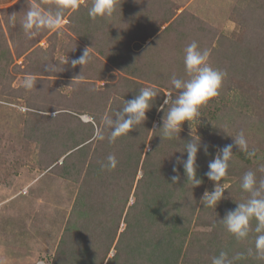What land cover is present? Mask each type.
Segmentation results:
<instances>
[{
    "label": "trees",
    "instance_id": "obj_1",
    "mask_svg": "<svg viewBox=\"0 0 264 264\" xmlns=\"http://www.w3.org/2000/svg\"><path fill=\"white\" fill-rule=\"evenodd\" d=\"M32 2L33 0H20L16 7L4 11L8 18L0 23V28L2 32L13 31L14 34H19L16 35L20 51L17 56H13L9 43L3 41L5 48L0 49V59L13 57L9 61L12 62L24 56L25 62L31 63L38 52L47 51L35 46L49 30L41 32L34 40L28 39L23 30H20L24 11ZM36 2L44 9H54V0ZM127 4L121 5L120 9L128 6ZM243 5V10L239 12L241 30L234 37L238 43L233 48L235 54L231 65L237 72L243 71L245 64L249 69L250 59L254 63L259 60L261 65L258 69L253 68L249 77L223 81L221 91L231 89L234 84V87L248 96L255 113L241 114L232 125L237 131L236 135L242 131L247 141L249 137L252 138L253 142H248L249 149L257 150L264 149V0H243ZM19 7L22 13L18 20L9 18ZM68 11L71 9L64 12V17ZM71 13L70 16L73 17L70 20L75 17V11ZM182 15L166 27L165 31L176 24L182 25ZM169 16L164 22H170L173 14ZM15 27L19 29L15 30ZM109 27L111 26L106 24L103 28L88 26L86 37L80 35V38L94 48L95 44L89 40L94 39L97 44L101 42L107 47H96L95 56L89 54V62L82 68L84 72L79 73V67L82 66L73 67L72 63L64 64L61 68L63 72H50L45 66L30 70V74L38 76L67 77L72 80H64L62 83L75 87L71 96L58 94L51 101L52 106L30 104L33 112L28 113L26 120L25 133L39 142L41 151L45 152L52 141L57 143L56 149H52L53 153L41 156L43 168L58 177L79 183L77 196L51 264H209L222 251L228 254L232 264H264V259L255 254L257 233L254 231V219L251 221L252 231L243 240L236 239L220 221L229 210L236 207V203L248 198V193L240 187L244 173L252 170L258 180L264 179V172L259 171L260 166L264 165V159L253 163L234 146L233 160L230 162L228 175L224 178V182L226 180L229 183L224 192L225 199L219 202L216 209L204 207L200 201L208 182L205 175L208 163L214 158L218 148L233 143V137L224 134L229 119L226 117L219 123V128L201 139L203 144L208 145L209 154L206 155L202 149L198 152L197 175L203 183L193 188L191 182H186L182 166L176 164V157L186 159L187 153L179 151H183L186 143L197 136L182 129L180 138L167 140L160 137L159 127L164 112L159 108L165 98L164 89L171 91L173 97L176 96L175 89L171 83L159 80L160 77L155 72H152L151 77H145L147 68H134L132 62L136 54L125 52L121 45L116 53L109 50L118 48V44L113 42L114 29L111 27L108 31ZM209 39L210 37H206L207 44ZM214 52L216 51L212 53ZM78 58L80 56L75 55L74 59ZM113 69L123 73L124 78L116 84L107 82L102 90H98L95 84L76 81L81 77L103 80ZM246 73L247 70L242 72ZM140 80L152 83V88L158 91L154 106L146 114L147 120L128 136L120 137L114 143H109L107 139L96 140L95 129L103 126L102 117L121 109L125 101L133 99L140 89L146 87ZM248 88L252 89L251 93L245 90ZM166 108L167 106L165 110ZM34 111H56L58 114L49 117ZM73 111L91 113L95 124L83 123L71 114ZM68 120L75 123L67 125L66 132L69 134L64 135L63 124ZM156 120L158 123L154 127ZM60 134L64 137L59 138ZM109 155H115L118 160L117 167L110 171L101 166ZM62 157L61 163L58 162ZM174 166L178 168V172L173 171ZM175 175H179L180 179L173 183L171 178ZM111 251H114L113 255ZM192 254L197 258H189Z\"/></svg>",
    "mask_w": 264,
    "mask_h": 264
},
{
    "label": "rangeland",
    "instance_id": "obj_2",
    "mask_svg": "<svg viewBox=\"0 0 264 264\" xmlns=\"http://www.w3.org/2000/svg\"><path fill=\"white\" fill-rule=\"evenodd\" d=\"M19 1L0 0V23L7 21L5 18L7 19L8 16L4 11L16 7ZM91 3L92 0H80L81 5L75 11V19L70 20V17H73L70 16L72 10L68 11L62 27L57 31H49L36 44L35 47L47 51L38 52L31 63L25 62L24 56L12 62L9 61L13 57L0 59V264H51L79 190V183L58 177L43 168L41 156L44 153L45 156L50 152L53 153L52 149H56L57 143L52 141L44 152L40 150L39 142L25 133L28 113L33 112L29 107L30 104L52 106L51 101H54L58 94L71 96L75 87L62 82L72 79L31 74L36 78V84L29 90L23 86V81L26 75L32 73L31 69L52 64L56 66L55 71L63 72L61 69L63 65L71 64L75 55L81 57L86 49L90 55L95 56L96 47L106 46L101 42L97 44L92 38L89 40L90 36H88L87 39L95 44L94 48L80 38V35L86 37L88 26L103 28L105 24L114 29L113 42L118 44V48L109 50L116 53L121 45L122 49L125 48V52L136 54L132 62L134 68L146 67L148 73L145 77H151L152 72H155L163 83L170 84L173 75L187 78L182 59L184 49L193 41H196L201 49L209 51V63L214 68L227 73L224 81L228 79L230 82L236 78L249 77L253 68L258 69L261 65L259 60L254 63L250 59L248 63L250 70L246 64L244 69L242 68L243 71H248L246 74H242L243 71H235L236 69L231 65L235 54L233 48L238 43L234 37L241 30L239 12L243 10V0H119L117 11L110 19H88V8ZM126 3L128 6L125 5L120 9L122 8L120 6ZM21 11L19 7L9 18L18 20ZM170 14H173L170 22H164ZM181 14H183L180 17L182 25L176 24L165 31V28ZM111 27L107 28L108 31ZM18 29L15 27V30ZM2 31L0 28V49L5 48L3 41L9 43L11 53L17 56L20 51V42L17 40L19 34ZM154 31L155 34L149 37ZM206 37H210L208 44ZM213 51L216 52L212 53ZM85 66L79 67L78 72H84L82 68ZM112 71L107 73L103 80L102 78L88 80L81 77L76 81L95 84L98 90H102L107 82L120 83L125 76L116 69ZM140 81L146 87H154L150 82ZM245 90L247 93L252 91L251 88ZM77 92L79 93V90ZM164 92L166 95L171 91L164 89ZM174 92L177 94L176 90ZM200 111V121H193L191 126L185 122L182 129L205 139L217 127L219 128V123L226 117L229 119V124L224 129L225 132L230 137L236 136L237 131L232 125L236 118L241 114H254L255 108L252 107L248 96L233 84L231 89L220 91L219 97L213 98ZM34 112L49 117L54 116L55 113V111ZM71 114L83 123L95 124L93 119H85V116L92 117L89 112L73 111ZM73 123L75 121L64 122L65 128L62 129L64 135L69 134L66 132L67 125ZM157 123L156 120L154 127ZM61 137L64 136L60 134L59 138ZM248 140L253 142L250 137ZM243 155L256 163L264 159V149L257 148L255 156L250 157L246 153ZM62 159L63 157L58 162L61 163ZM221 183L225 188L229 186L226 180ZM213 186L214 182L208 179L205 191H212ZM113 253L114 251H111V255ZM189 258L197 257L192 254Z\"/></svg>",
    "mask_w": 264,
    "mask_h": 264
},
{
    "label": "clouds",
    "instance_id": "obj_3",
    "mask_svg": "<svg viewBox=\"0 0 264 264\" xmlns=\"http://www.w3.org/2000/svg\"><path fill=\"white\" fill-rule=\"evenodd\" d=\"M118 4L119 0H92L88 15L92 19H110L116 13ZM79 7L80 0H55L54 9H44L36 0H33L24 11L21 28L28 39L38 36L44 30L57 31L64 23V12L68 9L76 11ZM88 62L89 53L86 49L80 58L72 60V66H84ZM183 63L187 78H179L176 75L171 77L170 83L177 94L175 97L171 92L166 94L159 108L164 112L162 124L159 127L162 139L180 138L179 134L185 122L191 126L193 121H200L201 108L213 98L219 97L227 75L225 71L214 68L209 63V51L201 49L196 41L191 42L184 49ZM46 69L53 72L56 66L47 64ZM35 84L36 78L33 75L25 76L23 86L26 89H33ZM157 96L158 91L155 88L140 89L138 95L125 101L121 109L102 117L103 126L95 129L94 138L98 141L107 139L109 143H114L118 138L128 136L133 129H136L138 125H143L147 120L146 114L154 106ZM165 106H167L166 110ZM57 114L55 111L54 117ZM85 119L94 118L85 117ZM231 137H233V143L218 148L214 158L208 163V171L205 175L214 182V186L212 191L206 190L201 197L200 202L204 207L216 209L219 202L225 199L226 188L221 181L228 175L230 162L234 156L233 147H237L239 152L246 153L250 157L255 156V150L249 149L248 141L242 131ZM201 149L206 155L209 154L208 145L203 144L199 136L192 137L186 143L184 150L179 151L186 152L187 158L176 157V164L182 166L186 182H191L193 188L203 183L197 175V155ZM117 165L118 160L115 155H109L101 166L110 171ZM173 171L178 172V168L174 166ZM259 171L264 172V165L260 166ZM171 179L175 183L180 177L175 175ZM240 187L248 193V198L244 202L236 203V207L229 210L220 221L236 239L243 240L248 238L252 231L251 221L254 219L256 221L254 231L257 233L255 254L258 258L264 259V179L258 180L256 173L249 170L244 173ZM211 264H232V260L226 252L222 251L212 258Z\"/></svg>",
    "mask_w": 264,
    "mask_h": 264
},
{
    "label": "bare ground",
    "instance_id": "obj_4",
    "mask_svg": "<svg viewBox=\"0 0 264 264\" xmlns=\"http://www.w3.org/2000/svg\"><path fill=\"white\" fill-rule=\"evenodd\" d=\"M86 117V116H85Z\"/></svg>",
    "mask_w": 264,
    "mask_h": 264
}]
</instances>
